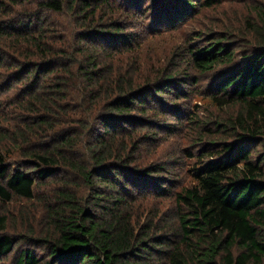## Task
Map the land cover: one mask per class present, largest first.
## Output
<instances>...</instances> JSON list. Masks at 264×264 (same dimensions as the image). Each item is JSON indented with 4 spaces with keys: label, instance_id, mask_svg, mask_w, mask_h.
Listing matches in <instances>:
<instances>
[{
    "label": "trees",
    "instance_id": "trees-1",
    "mask_svg": "<svg viewBox=\"0 0 264 264\" xmlns=\"http://www.w3.org/2000/svg\"><path fill=\"white\" fill-rule=\"evenodd\" d=\"M29 1L0 0V81L33 82L17 128L0 132V146L9 139L18 151L9 161L0 148V203L37 200L43 222L20 217L25 231L10 233L15 218L0 215V260L24 243L14 264H264V9L259 25L245 23L252 51L197 35V46L187 41L146 63L134 51L143 30L157 38L222 0H163L136 33L123 0L39 2L37 10L74 23L69 46ZM183 64L200 75L225 70L206 97L238 111L215 118L226 140L198 153L195 183L176 191L164 165L139 158L168 128L155 119L177 113L184 88L197 84ZM166 201L173 209L163 212Z\"/></svg>",
    "mask_w": 264,
    "mask_h": 264
},
{
    "label": "rangeland",
    "instance_id": "rangeland-1",
    "mask_svg": "<svg viewBox=\"0 0 264 264\" xmlns=\"http://www.w3.org/2000/svg\"><path fill=\"white\" fill-rule=\"evenodd\" d=\"M41 1L44 0H30V3L26 4L27 9L33 12H41L42 16L53 23L57 29L55 37L63 38L66 41L65 46H69L74 36V23H71L69 17L66 15H56L52 12L37 10V4ZM162 1L128 0L131 5L129 10L125 8L126 2L124 0L122 8H120V2L116 3L124 13L129 14V16L125 14L128 19L126 24L130 25L129 31L136 33L139 29L131 27L133 25L138 27L137 25L139 24L143 28L140 22L144 26H150L153 14L155 11L158 12V6ZM259 7H262L260 9H264V0H222L220 4L211 8L202 9L196 7L193 11L197 12L194 18L185 21L183 26H179L174 31L166 30V28L162 29V31L157 33L158 37L154 38L153 34L146 35V32L143 30L139 37L145 38L141 41V47L134 49L135 54L139 55L141 62L145 61L147 63L150 62L152 54L156 53L160 55L162 52L172 50V47L175 45H181L188 41L191 45L197 46L199 42L191 40V38L195 39L197 35L202 37L200 42L208 43L214 38H228L227 42L234 48L242 46L247 51H252L255 40L252 38L249 28L245 26V23L249 21L252 25L260 24L258 16ZM132 9L136 12L134 13ZM132 18L136 20H132ZM54 45L56 44L54 43ZM239 53L244 52L240 50ZM129 55L123 58L128 59ZM161 61L163 62V60ZM181 67L184 74H189V79H194V77L197 79V84L192 89L187 86L184 88L186 94L174 106L177 113H164L165 115L161 114L159 118L155 119L168 128L155 131L157 141L148 144L141 151L139 158L142 165H149L151 163L164 165L170 173L167 177L176 191L190 187L195 183L191 178V170L197 165L198 153L209 150L211 147L210 143L219 142L223 139L226 140L224 135L217 134V131L213 129L212 124L215 118L220 120L233 118L238 111V107L235 106L224 109L216 108L206 97L209 83L217 75L223 74L225 70L223 72L215 70L214 73L200 75L194 69L186 66V64H183ZM222 68L223 66L218 67V69ZM183 76L185 75L180 77L182 78ZM26 79L5 83L3 77L2 82L0 81V132H6L8 137L17 128L14 125H17V118L22 115L19 104L27 93L29 86L33 83L31 80ZM8 84L10 85L6 87ZM164 97L166 100L172 101L174 94L171 93ZM163 111H166V109H163ZM18 125L21 124L19 123ZM11 147L13 146L10 145L9 139L3 141L2 146H0V148H3V154L6 155L9 161L15 160L18 153L16 149H12ZM47 193V190L40 189L38 197H41L40 195L45 196ZM148 205L151 207L153 203ZM162 205L163 212L173 209L171 202L169 204L166 201ZM0 215L12 216L17 219L10 222L8 228L10 233H23L25 231V221L20 217L27 218V221L33 227L42 225L43 222L42 207L37 200L35 202L14 201L8 205L0 203ZM24 246V243H18L11 254L0 260V264H14L16 255ZM35 252L38 256H41L37 250Z\"/></svg>",
    "mask_w": 264,
    "mask_h": 264
}]
</instances>
